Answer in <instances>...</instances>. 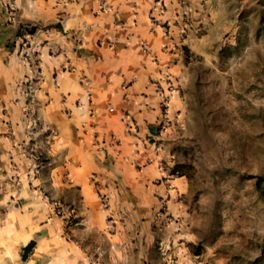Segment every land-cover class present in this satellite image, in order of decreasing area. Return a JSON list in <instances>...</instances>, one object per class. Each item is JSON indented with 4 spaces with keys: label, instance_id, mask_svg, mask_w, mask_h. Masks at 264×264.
Wrapping results in <instances>:
<instances>
[{
    "label": "crops",
    "instance_id": "crops-1",
    "mask_svg": "<svg viewBox=\"0 0 264 264\" xmlns=\"http://www.w3.org/2000/svg\"><path fill=\"white\" fill-rule=\"evenodd\" d=\"M168 3L13 0L17 23L5 21L0 8V264H99L84 241L88 232L105 240L106 260L129 264L135 248L141 256L162 218L155 195L162 185L147 183L158 174L152 140L162 92L154 80ZM18 25L30 27L38 48L36 114L51 129L45 140L36 138L47 154L35 174L22 152L27 70L17 55ZM116 181L131 190L136 207H114ZM94 182L109 195L110 220ZM69 192L76 219L66 227L48 201H65Z\"/></svg>",
    "mask_w": 264,
    "mask_h": 264
},
{
    "label": "rangeland",
    "instance_id": "rangeland-1",
    "mask_svg": "<svg viewBox=\"0 0 264 264\" xmlns=\"http://www.w3.org/2000/svg\"><path fill=\"white\" fill-rule=\"evenodd\" d=\"M163 10L158 174L147 183L162 185V218L129 264H264V0H169ZM115 191V208L136 207L130 189ZM72 197L48 201L66 227ZM84 241L97 263L120 264L98 233Z\"/></svg>",
    "mask_w": 264,
    "mask_h": 264
},
{
    "label": "built area",
    "instance_id": "built-area-1",
    "mask_svg": "<svg viewBox=\"0 0 264 264\" xmlns=\"http://www.w3.org/2000/svg\"><path fill=\"white\" fill-rule=\"evenodd\" d=\"M0 8L4 12L5 21L9 23H17L13 0H0ZM17 39L19 41V48L17 51L18 59L27 70V74L24 75L21 82L20 90V95L22 97L21 116L24 125L23 134L26 138V141L22 146V152L30 163V172L35 174L43 164V160L47 154L37 142L36 138L41 136L42 139L45 140L51 134V129L46 125H42L36 114L34 92L37 82L41 79V66L38 58V48L31 42L30 27L26 25H18ZM54 52L55 51L50 50V54H53ZM162 104L165 103L162 102ZM130 127L131 125H128V128ZM97 196L101 205L106 207L109 195L105 192H101ZM51 205H53V214H62V209L58 202H52Z\"/></svg>",
    "mask_w": 264,
    "mask_h": 264
},
{
    "label": "trees",
    "instance_id": "trees-1",
    "mask_svg": "<svg viewBox=\"0 0 264 264\" xmlns=\"http://www.w3.org/2000/svg\"><path fill=\"white\" fill-rule=\"evenodd\" d=\"M34 242L33 241H29L26 246L24 247V249L29 250L32 246H33Z\"/></svg>",
    "mask_w": 264,
    "mask_h": 264
}]
</instances>
